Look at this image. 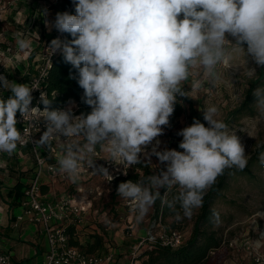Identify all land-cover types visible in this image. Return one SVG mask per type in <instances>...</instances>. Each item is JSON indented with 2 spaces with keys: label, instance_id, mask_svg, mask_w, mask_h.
Segmentation results:
<instances>
[{
  "label": "clouds",
  "instance_id": "9594fccd",
  "mask_svg": "<svg viewBox=\"0 0 264 264\" xmlns=\"http://www.w3.org/2000/svg\"><path fill=\"white\" fill-rule=\"evenodd\" d=\"M72 3L74 14L57 12L51 21L47 8L40 11L45 28L61 34L46 46L50 60L59 53L72 66L75 73L69 78L83 89L81 101L90 111L75 114L74 101L53 108L54 99L37 84L17 83L0 73V154L12 157L19 145L29 141L36 148L51 150L58 141L62 154L55 170L72 183L81 178L85 165L111 182L119 170L115 166L139 165L154 156L158 161L154 172L120 182L117 195L132 204L137 224L158 200L176 222L191 218L194 210L204 206L205 195L219 177L229 169L247 167L246 145L237 131L250 138L254 133L230 128L220 107L209 103L199 110L204 122L193 118L176 133L182 137L181 150L161 148L159 137L171 126L176 105L183 104L181 98L191 99L205 84L234 88L241 78L254 80L257 70H264V0ZM14 38L19 52L31 50L33 41L23 33L17 32ZM37 90L40 95L33 106ZM251 94L255 119L264 121V84ZM25 119L39 122V138L25 139L17 127ZM98 151L106 154L111 171L97 164ZM259 161L264 165V153ZM173 188L177 192L169 200ZM255 216L256 238L250 244L260 250L264 248V229L258 221L264 220V210ZM210 221L220 223L217 211L212 210Z\"/></svg>",
  "mask_w": 264,
  "mask_h": 264
},
{
  "label": "rangeland",
  "instance_id": "374dc122",
  "mask_svg": "<svg viewBox=\"0 0 264 264\" xmlns=\"http://www.w3.org/2000/svg\"><path fill=\"white\" fill-rule=\"evenodd\" d=\"M56 3V0H0V73L10 74L12 76L10 80H15L17 83H27L28 76L26 74L29 71L31 72L32 64L34 60H37L36 57L50 33L42 25L44 24V17L41 16L40 10L47 8L49 11L48 19L50 21L54 20L57 12L65 11L62 3ZM17 32L23 33L25 38L33 41L32 48L27 54L17 50L14 38ZM37 33L39 36H37ZM257 71L259 74L256 79L249 81L241 78L235 83L234 88L223 86L215 88L205 84L204 88L195 92L191 99L181 98L183 104L178 103L176 105L175 112L170 118L171 126L165 128V134L159 137L161 148L181 150L178 145L182 137L176 133L183 127L189 126L193 122V118L204 122L202 113L199 110H203L209 103H215L220 107L221 117L229 124L230 128L235 130L244 128L254 133V138H250L246 133L237 131V135L241 137L242 142L246 145V152L249 156L248 165L243 171L229 169L226 173L224 185L215 194V201L212 205V208L220 215V223L211 226L205 225L202 229L206 230L205 228H207V230L217 233V237L221 242L219 248L212 249L210 252L209 264H249L250 250L247 249V246L250 241L256 238L254 227L258 217L255 216V213L264 210V165H261L259 161L260 154L264 153V121L257 122L255 119L257 113L254 98L251 94L252 89L264 84V70L258 69ZM185 87H188V85H185ZM3 95L7 96V92H4ZM69 101L75 102L74 112L77 114L81 107L80 103L75 100ZM69 101L60 107H67ZM58 150V154L61 155L60 148ZM15 154L12 157H6L9 159L10 165L15 164ZM3 155L0 154V159ZM29 155L33 156L32 154ZM105 158L106 154L99 151L95 155L97 164L109 167ZM157 162L154 156L151 160H144L140 164L142 168H137L135 172L142 175L144 169H147L152 174ZM134 166L136 165L131 167ZM115 167L119 170L114 174L119 171L122 174L126 168L128 170L131 168ZM109 168L111 171L112 166ZM85 169L91 170L86 165L81 170ZM128 170L124 173L128 174ZM90 176L91 187L102 193L100 208L102 206L107 207L102 212L107 213L106 224L109 223L113 230L120 227L124 236L128 237L133 234L132 231L134 233L137 231L136 228L144 229L147 232L155 225L159 226L160 224L161 227L176 228L184 232L185 243L191 238L195 224L198 218L201 217L202 208L194 210L191 218L176 222L174 215H168L163 220L161 218L155 219L157 214L154 206L145 220L137 224L133 218L132 206L129 205V202L123 201L116 193L117 185L120 182L116 180L109 182L98 174L94 175L92 173ZM55 181L61 188L66 186L69 195L75 192V183L61 178ZM173 189L177 191L176 188ZM161 191L163 193V190ZM95 204L94 201V206H96ZM130 221L133 222V230L128 228ZM258 223L261 229H264V220H259ZM136 243L137 241H134L132 246ZM124 245L126 248L130 247L131 244L125 243ZM131 248L130 251H132ZM125 250L129 251V249ZM137 259L140 260V255L137 256ZM140 262L142 264V261Z\"/></svg>",
  "mask_w": 264,
  "mask_h": 264
},
{
  "label": "built area",
  "instance_id": "2783aa9c",
  "mask_svg": "<svg viewBox=\"0 0 264 264\" xmlns=\"http://www.w3.org/2000/svg\"><path fill=\"white\" fill-rule=\"evenodd\" d=\"M56 1L58 4L61 3V0ZM64 10L74 14L75 10L72 0L67 1ZM60 35L61 34L55 29L49 33L46 41L42 45L41 51L36 57L37 60H34L32 64L31 72L29 71L26 74L28 76L27 83L37 84L39 89L45 91L47 94L48 91L46 84L47 81H49L50 71L55 58L60 54L57 53L52 56L50 60L46 46L52 39ZM64 36H67V34H64ZM40 90L33 92V106L36 105V102L39 99ZM52 95H54V93ZM42 107L43 106L41 105V108ZM18 126L26 140H28L30 136L39 138L40 133L37 131V128L39 127L38 121L32 122L25 119L21 124H18ZM28 146L32 148L36 159L35 175L23 190L24 195L21 203L23 211L17 216L16 225L22 222H29L42 225L45 228L50 244V250L45 257L44 264L103 263V261L106 260L105 256L86 253L82 249L72 246L69 241V226L73 223H80L82 221L83 216L88 213L89 208L92 206L91 202H87L86 204H77L70 198L47 201L43 192L42 179H44L43 177L45 173H48V175L53 179L66 176L55 170L57 158L60 156V154H58V149L61 148L60 143L55 141L52 145L55 147H52L51 150L36 148L30 141L27 144L19 145L21 148ZM108 166L110 167L111 165ZM123 173L121 174L119 171L115 174L116 178L114 180L120 176H124ZM129 205L132 206L130 202ZM128 228H134L132 221L129 222ZM184 244V232L175 228H164L161 227L160 224L159 226L155 225V227L151 228L145 237L141 238L132 246L129 264H139L137 256L145 249H152L159 246L162 248L177 250ZM250 247L251 245L248 243L247 249L250 250L249 264H264V248L254 250ZM9 260V256L0 253V264H8Z\"/></svg>",
  "mask_w": 264,
  "mask_h": 264
},
{
  "label": "crops",
  "instance_id": "0c3cea01",
  "mask_svg": "<svg viewBox=\"0 0 264 264\" xmlns=\"http://www.w3.org/2000/svg\"><path fill=\"white\" fill-rule=\"evenodd\" d=\"M42 25L45 27L44 24ZM15 165L13 176L0 174V179L3 181V186L0 189V253L9 256L8 264H44L45 257L50 250L45 228L42 225L29 222L16 225V218L23 210L21 206H11L6 198L7 192L13 191L19 178L28 184L32 179L36 163L33 156L23 151L20 156L15 157ZM22 172L27 173L22 174ZM90 175H92L91 170H81V178L75 183V192L69 195L66 186L61 188L55 181L59 178L68 180L66 176V178L53 179L48 173H45L42 180L46 200L55 201L70 198L77 204L91 202L92 206L89 208L88 213L83 216L82 221L69 226L70 244L87 253L85 247L93 245L96 241L95 236L102 237L107 253L103 252L102 255L106 257V260L101 264H129L132 244L134 241L138 242L145 237L150 230L146 232L144 229L136 228L135 233L132 231L133 234L125 237L120 227L113 230L108 222L106 224L107 213L102 212L106 206L100 208L102 193L91 187ZM94 201L96 206H94ZM134 234L135 236H133ZM125 243H130V247L125 248ZM113 244L114 246H112ZM125 249H129V251ZM97 252L93 254L99 255ZM138 263H141L140 260H138Z\"/></svg>",
  "mask_w": 264,
  "mask_h": 264
},
{
  "label": "trees",
  "instance_id": "16d2710c",
  "mask_svg": "<svg viewBox=\"0 0 264 264\" xmlns=\"http://www.w3.org/2000/svg\"><path fill=\"white\" fill-rule=\"evenodd\" d=\"M35 1V0H32ZM68 0H61L63 7H65ZM19 29L21 27L17 26ZM20 31V30H19ZM19 73V72H18ZM70 73H75V70L72 69L70 64H66L62 55H58L54 62L50 71L49 81H47L46 87L48 91V95L50 99H54L52 107H60L65 105L69 100H75L80 103L81 107L78 110L77 114L79 115L81 112H88L90 108L86 106L81 101L83 89H81L74 79H70ZM8 78L12 79V76L8 74ZM54 93V95H52ZM8 95V93H7ZM18 129L19 126L17 125ZM23 151L33 155L34 161L36 163V159L32 148L30 146L21 148L18 146L16 156H20ZM5 157V158H4ZM7 155L4 154L0 159V174H7L9 176H13L15 173V164L10 165L9 159L6 158ZM132 168V167H131ZM129 168L128 174L126 176H120L116 179L117 182H122L128 179L133 181L144 177L146 175H150V172L147 169H144V174H138L135 172L137 168H142V165H136L132 169ZM218 178V182L213 186L211 190L204 197V206L202 207L201 217L198 218L197 223L195 224L194 230L192 232L191 238L182 246L180 249L171 250L162 247H155L152 249H145L140 253V261L142 264H209L210 252L212 249H217L220 247V239L217 237V233L214 231L202 230L205 225L211 226L213 223L210 221V217L212 214V205L214 203L215 194L223 187L224 180L226 179V173ZM29 172V171H27ZM27 172H22L25 174ZM31 172V171H30ZM35 175V170L33 171L32 179ZM3 186V181L0 179V189ZM27 186L25 182L19 178L17 185L14 187L13 191L10 190L6 194V198L8 203L13 207H20L23 199V190ZM176 190H172L168 199L171 200L172 196L176 194ZM163 194V193H162ZM156 214L155 219L165 218L168 215H174L168 207L161 206L160 201L158 200L155 204ZM177 209H179V205L177 204ZM216 211V210H215ZM176 229V228H175ZM96 237V241L93 245L86 246L87 253H95L97 252L99 255L103 256V252L107 253V249L104 247L102 237ZM78 245V244H77ZM99 249V250H98ZM140 264V263H139Z\"/></svg>",
  "mask_w": 264,
  "mask_h": 264
}]
</instances>
